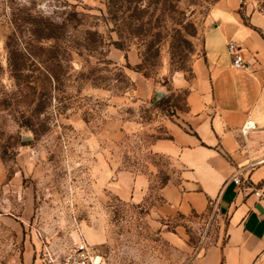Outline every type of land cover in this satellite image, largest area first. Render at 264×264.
<instances>
[{
    "label": "rangeland",
    "instance_id": "rangeland-1",
    "mask_svg": "<svg viewBox=\"0 0 264 264\" xmlns=\"http://www.w3.org/2000/svg\"><path fill=\"white\" fill-rule=\"evenodd\" d=\"M221 1L0 0V264L80 240L102 264H193L225 236L215 208L162 210L180 166L154 150ZM237 2L264 30V0Z\"/></svg>",
    "mask_w": 264,
    "mask_h": 264
},
{
    "label": "crops",
    "instance_id": "crops-1",
    "mask_svg": "<svg viewBox=\"0 0 264 264\" xmlns=\"http://www.w3.org/2000/svg\"><path fill=\"white\" fill-rule=\"evenodd\" d=\"M230 40L241 48L246 68L233 66ZM193 73L184 82L186 111L168 125L169 138L154 144L180 166L160 189L161 208L184 214L215 208L224 220L225 236L193 264H264V30L238 11L237 0L213 10ZM248 119L257 128L245 135ZM129 180L123 192L140 202L148 178Z\"/></svg>",
    "mask_w": 264,
    "mask_h": 264
},
{
    "label": "built area",
    "instance_id": "built-area-1",
    "mask_svg": "<svg viewBox=\"0 0 264 264\" xmlns=\"http://www.w3.org/2000/svg\"><path fill=\"white\" fill-rule=\"evenodd\" d=\"M228 51L232 56L233 66L237 69H243L247 67V61L239 45L230 40L228 43ZM257 128L256 123L252 119H248L243 128V134H248L250 131ZM235 181L240 184L241 178H235ZM257 194H259L257 192ZM47 264H102L100 257L96 254L93 247H91L86 240H80L73 248H71L66 254L55 256L49 255L47 258Z\"/></svg>",
    "mask_w": 264,
    "mask_h": 264
}]
</instances>
